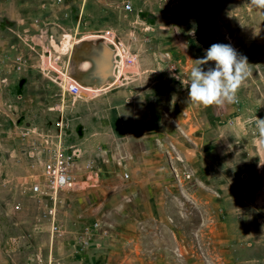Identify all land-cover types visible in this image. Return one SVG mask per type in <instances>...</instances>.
Instances as JSON below:
<instances>
[{
  "label": "rangeland",
  "instance_id": "374dc122",
  "mask_svg": "<svg viewBox=\"0 0 264 264\" xmlns=\"http://www.w3.org/2000/svg\"><path fill=\"white\" fill-rule=\"evenodd\" d=\"M107 31L113 33L119 48L105 37ZM214 43L231 44L238 55L247 57L251 75L243 86L249 101L243 114L264 119V9L250 0H0V264H77L71 257L77 250L82 254L98 250L92 247L102 234L96 222L76 223L75 207L61 206L64 194L77 188L80 174L87 180L97 177L81 169L82 163L94 159L83 157V148L69 136L65 119L67 109L92 101L110 83L122 82L115 81L117 53L123 50L136 56L137 65L156 64L182 72L187 70V58L204 57ZM49 49L63 50L58 65L79 82L87 99L72 98L60 78L41 70L42 55ZM83 51L89 55L86 69L96 67L101 55L105 60L101 71L94 72L95 81L80 78L72 60ZM203 67L207 70L208 65ZM137 70V66L128 69L129 74ZM253 100L262 101L261 113H253ZM248 130L257 129L249 125ZM59 149L66 155L78 150L80 165L75 167L73 187L52 198L33 191L32 186L44 180V162ZM169 150V157L175 155L170 146ZM100 151V161L94 163L101 172L107 150ZM260 164L229 173L226 202L232 213L221 225L214 219L205 225L204 219H196L199 210H191L195 219L190 224L183 221L180 246L174 250H170V232L151 226L152 235L162 233V244L169 248L158 251L165 254L158 264H264V169ZM170 169L175 178L174 169L181 173L179 182L192 178L189 171L178 170L171 162ZM215 196L219 197L216 192ZM54 223L67 234L52 232ZM149 241L153 247L159 245L151 237Z\"/></svg>",
  "mask_w": 264,
  "mask_h": 264
},
{
  "label": "crops",
  "instance_id": "0c3cea01",
  "mask_svg": "<svg viewBox=\"0 0 264 264\" xmlns=\"http://www.w3.org/2000/svg\"><path fill=\"white\" fill-rule=\"evenodd\" d=\"M81 55L72 58L79 77L97 80L94 72L101 71L103 56L96 67L86 69L89 55L84 51ZM185 63L187 70L182 72L140 63L126 81L110 83L92 101L67 109L68 134L81 144L83 157L99 162L98 147L107 150L99 179L87 180L80 174L75 191L63 197L65 210L75 207L76 223L98 222L102 231L99 243L92 245L97 251L72 254L77 264L162 263L165 254L158 251L169 248L162 244V233L152 235L151 226L170 232L174 250L180 246L183 221L190 224L195 219L191 210H199L196 219H204L203 224L214 219L221 225L232 213L226 202L229 173L249 171L264 162V140L248 130L257 116L243 114L249 102L243 86L234 104L208 108L193 104L188 102V83L195 61L187 58ZM261 102L251 101L253 113L263 111ZM169 146L175 147L170 153L177 158L167 155ZM170 162L192 178L179 182ZM149 237L159 245L153 247Z\"/></svg>",
  "mask_w": 264,
  "mask_h": 264
},
{
  "label": "built area",
  "instance_id": "2783aa9c",
  "mask_svg": "<svg viewBox=\"0 0 264 264\" xmlns=\"http://www.w3.org/2000/svg\"><path fill=\"white\" fill-rule=\"evenodd\" d=\"M105 37L113 44L116 48H119L118 43L116 42V38L110 31L105 33ZM61 40V39H60ZM62 42H60L61 44ZM63 50H47L44 52L40 62V68L46 74L53 75L55 78H60L64 85L65 89L68 93L72 95H80L82 90L84 89L79 82L67 76L62 67L58 65L59 60L61 59V54ZM138 62V58L134 55H130L129 53L120 50L117 53V59L115 60L114 70L116 73L115 81H124L129 77L128 69L136 68ZM252 134L259 135L258 130H253ZM174 149V147H171ZM103 152V151H100ZM105 153H102L103 156ZM79 151L74 150L72 153L66 155L61 153V149L56 150L55 152L50 153V155L46 158V161L43 165L44 170V180L41 182H36L32 186V190L42 194V195H49L52 198L57 195V192H62L64 189L72 188L76 177H75V170L79 163ZM80 165V163H79ZM76 167V168H75ZM81 169H83L86 173H95L97 174L96 179H99L100 171L99 166L94 163L93 160H88L82 165H80ZM174 174L179 180L181 173L174 169ZM187 179L191 178L189 172L182 173ZM127 176V174H125ZM92 176H89V180L92 179ZM52 213V209L50 210ZM99 223H95V227H98ZM52 232L56 234L63 233L60 224L54 223L52 225ZM86 242V241H85Z\"/></svg>",
  "mask_w": 264,
  "mask_h": 264
},
{
  "label": "clouds",
  "instance_id": "9594fccd",
  "mask_svg": "<svg viewBox=\"0 0 264 264\" xmlns=\"http://www.w3.org/2000/svg\"><path fill=\"white\" fill-rule=\"evenodd\" d=\"M250 4L264 9V0H250ZM195 63L189 76L188 102L205 108L238 102V92L251 75L246 56L238 55L231 44L214 43ZM255 127L264 140V119L256 117Z\"/></svg>",
  "mask_w": 264,
  "mask_h": 264
}]
</instances>
